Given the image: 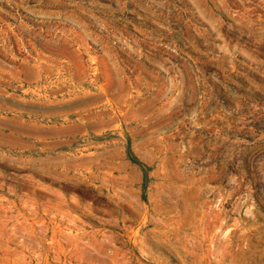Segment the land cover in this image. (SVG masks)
Instances as JSON below:
<instances>
[{
    "label": "rangeland",
    "instance_id": "1",
    "mask_svg": "<svg viewBox=\"0 0 264 264\" xmlns=\"http://www.w3.org/2000/svg\"><path fill=\"white\" fill-rule=\"evenodd\" d=\"M0 264H264V0H0Z\"/></svg>",
    "mask_w": 264,
    "mask_h": 264
}]
</instances>
